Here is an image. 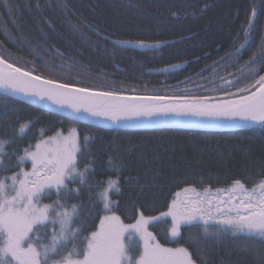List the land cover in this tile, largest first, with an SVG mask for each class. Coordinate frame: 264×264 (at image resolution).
<instances>
[{"label":"trees","instance_id":"trees-1","mask_svg":"<svg viewBox=\"0 0 264 264\" xmlns=\"http://www.w3.org/2000/svg\"><path fill=\"white\" fill-rule=\"evenodd\" d=\"M0 0V54L34 74L68 81L96 90L141 96L192 95L213 101L237 98L238 88L254 79L240 71L258 52L264 36V0ZM37 4L39 7H37ZM258 9L256 30L233 64L222 60L244 41L242 26ZM175 13L176 15H173ZM239 34V35H238ZM122 41L164 43L158 47L118 45ZM179 64V68H171ZM168 69L165 71V69ZM259 75H264L260 66ZM231 81V83H229ZM237 81H239L237 83ZM235 94V95H226ZM30 122L26 134L8 144L4 168L16 167V155L55 132L75 128L79 137H89L88 150L80 156V167L95 160L87 179L92 185L80 188L67 203L79 207L84 224L81 237L95 231L105 213L100 193L109 179L118 180L121 192L110 190L115 213L130 223L137 209L145 215L165 210L173 194L182 187L225 189L241 179L251 187L264 163V126L237 129H193L186 127L151 130L114 129L80 122L0 93V139L18 135L20 124ZM15 152L16 155L12 153ZM112 157L122 165L119 173L108 168ZM24 167L29 166L26 162ZM103 182V184H101ZM56 199L42 198L49 204ZM118 205V207H116ZM165 218L151 226L157 239L170 243ZM201 227H184L181 244L188 246L200 264H259L249 247L255 237L228 235L204 253L185 244L199 238ZM86 245V241H84Z\"/></svg>","mask_w":264,"mask_h":264},{"label":"snow or ice","instance_id":"snow-or-ice-1","mask_svg":"<svg viewBox=\"0 0 264 264\" xmlns=\"http://www.w3.org/2000/svg\"><path fill=\"white\" fill-rule=\"evenodd\" d=\"M4 6L11 7L8 0H4ZM257 15L258 9L253 5L242 26L244 43L221 57L222 60L233 64L240 59L241 49L256 30ZM117 43H133L143 48L158 47L164 42ZM257 47L258 52L245 61L240 71L244 79L257 76L258 79L238 88L237 98L215 102L210 97L176 93L130 98L113 90L76 86L68 81L36 75L34 69L20 67L2 54L0 90L45 106H54L57 111L68 112L77 119L86 115L113 124L175 115L264 126V75H259L260 66H264V36ZM179 67V64L171 66ZM29 125L30 122L20 124L16 137L0 139V165L8 155L6 145L22 138ZM88 144L89 137L81 139L73 128L68 136L61 132L47 138L42 136L34 148L29 144L22 155L12 153L16 155L15 166L19 171H12L11 175L3 174L11 169L0 171V264H197L190 248L181 244L182 229L193 226L202 228L201 236H189L185 244L197 251L204 253L206 248L219 245L229 234H243L256 238L249 247L258 256L259 264H264V178L253 181L252 187L241 179H235L227 189L216 190L219 198L213 196L210 189H205L202 194L195 187H185L182 191L192 195L180 198L177 192V198L170 202L167 211L159 215L147 216L137 209L134 223H124L121 216L115 215L109 192L120 193L121 187L118 180L109 179L107 187L99 195L105 213L113 214L100 219L98 230L81 237L84 224L73 227L80 218L79 207L75 203L69 206L67 201L72 193L78 195L80 192V188H70V184L78 182L81 186H92L87 177L94 171L95 160L89 154L87 163L80 167V156L88 150ZM29 161L31 169L26 170L23 165ZM107 166L117 173L122 168L112 157L108 159ZM259 175L264 177V163ZM53 192L56 199L43 204L42 198L50 199ZM165 218L171 220L167 230L169 242L176 247L165 246L150 231L152 225ZM133 241L137 242L135 253ZM200 264H209V261L202 256Z\"/></svg>","mask_w":264,"mask_h":264},{"label":"water","instance_id":"water-1","mask_svg":"<svg viewBox=\"0 0 264 264\" xmlns=\"http://www.w3.org/2000/svg\"><path fill=\"white\" fill-rule=\"evenodd\" d=\"M110 40L115 44L125 45V44L117 43L118 41H122V40H117V39H112V38H110ZM150 43H154V42H150ZM242 43H244V41ZM128 45L137 46L136 44H133V43H129ZM0 93L16 98V99H19V100H22V101H25L32 105L44 108L46 110L53 111V112L71 117L80 122H84V123L91 124V125H98V126H103V127L114 128V129L151 130V129L186 127V128H193V129L225 130V129L246 128V127L260 125L258 123H251V122H248V123H244V122L232 123L230 121L215 122V121H207L206 119H202L198 117H178L175 115L156 117V118H152L151 120L147 118H142V120L140 121H135V120L134 121H124L119 124H113L111 121L92 119V118L86 117V115L77 119L68 112L57 111L54 106H45L40 103L34 102L32 100L26 99L21 95L13 96L10 94H6L2 90H0ZM120 95L125 96V97H130V98L142 97L141 95H125V94H120Z\"/></svg>","mask_w":264,"mask_h":264},{"label":"rangeland","instance_id":"rangeland-1","mask_svg":"<svg viewBox=\"0 0 264 264\" xmlns=\"http://www.w3.org/2000/svg\"><path fill=\"white\" fill-rule=\"evenodd\" d=\"M214 102V101H213ZM71 129H73V128H70L69 130H67V132H61L64 136H68V135H70V132H71ZM59 132V131H58ZM56 133L57 132H55L54 134H52V135H49V136H46V137H44V138H47V137H51V136H55L56 135ZM34 146H35V144L33 145V148H34ZM24 167V166H23ZM26 170H30L31 169V162L29 161V166L28 167H24ZM17 171H19V170H17ZM11 175V174H10ZM264 178V177H263ZM232 184H230L229 186H231ZM106 187H107V184H106ZM252 187V186H251ZM183 188H185V187H182V188H180V189H178L174 194H173V197H172V199H171V201L173 200V199H176L177 197H176V193L177 192H179L180 193V198H184L185 196H188V195H192L191 193H185V192H183L182 191V189ZM228 188V187H227ZM227 188H225V189H227ZM205 189H209V188H203V189H199V190H197V191H199V192H201L202 194L204 193V190ZM211 190V194L213 195V196H216L217 198H219V196H218V194H217V192H216V190L217 189H210ZM104 191V190H103ZM102 191V192H103ZM170 201V202H171ZM43 204H45V203H43ZM170 204V203H169ZM164 211H167V208L165 209V210H163V211H161V212H164ZM161 212H159V213H156V214H153V215H147V216H155V215H159ZM113 213H111V212H109V213H104L102 216H101V218L103 217V216H105V215H112ZM115 215H117L116 213H115ZM100 218V219H101ZM170 219V218H169ZM135 222V220H133L132 222H130V223H134ZM170 222H171V220H170ZM99 223H100V220H99ZM99 223H98V226H97V228H96V230H98V228H99ZM95 230V231H96ZM136 246H137V242L136 241H133V252L135 253V251H136Z\"/></svg>","mask_w":264,"mask_h":264},{"label":"bare ground","instance_id":"bare-ground-1","mask_svg":"<svg viewBox=\"0 0 264 264\" xmlns=\"http://www.w3.org/2000/svg\"><path fill=\"white\" fill-rule=\"evenodd\" d=\"M215 102V101H214Z\"/></svg>","mask_w":264,"mask_h":264}]
</instances>
